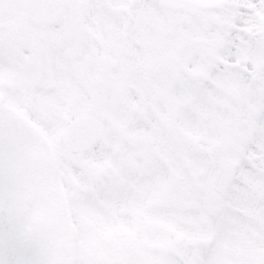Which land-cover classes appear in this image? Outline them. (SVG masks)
Masks as SVG:
<instances>
[{
  "label": "snow or ice",
  "instance_id": "snow-or-ice-1",
  "mask_svg": "<svg viewBox=\"0 0 264 264\" xmlns=\"http://www.w3.org/2000/svg\"><path fill=\"white\" fill-rule=\"evenodd\" d=\"M0 264H264V0H0Z\"/></svg>",
  "mask_w": 264,
  "mask_h": 264
}]
</instances>
